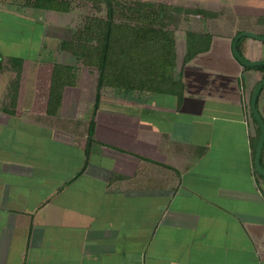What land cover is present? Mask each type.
Masks as SVG:
<instances>
[{"label": "crops", "instance_id": "0c3cea01", "mask_svg": "<svg viewBox=\"0 0 264 264\" xmlns=\"http://www.w3.org/2000/svg\"><path fill=\"white\" fill-rule=\"evenodd\" d=\"M159 1L186 19L204 4L201 29L172 31L177 53L189 33L209 47L188 78L107 79L95 113L98 76L0 50V264H264V68L232 51L264 36V0Z\"/></svg>", "mask_w": 264, "mask_h": 264}, {"label": "rangeland", "instance_id": "374dc122", "mask_svg": "<svg viewBox=\"0 0 264 264\" xmlns=\"http://www.w3.org/2000/svg\"><path fill=\"white\" fill-rule=\"evenodd\" d=\"M49 1L12 0L7 3L10 10L0 12V50L3 54L20 55L24 59H42L47 63L44 73L48 72L50 77L53 70L55 74H60L63 71L64 78H80L81 74L82 77L84 75V78H96L99 76L101 48L106 30L105 23L108 20L105 1L55 0L61 2L63 6H67L68 12L50 10ZM114 2L115 19L111 38L114 50L110 55L107 73L110 68L115 72L120 68L117 61L121 59L123 46L127 48L137 42L138 32L141 29H143L142 37L150 44V49L147 48L149 50L146 59L148 76H155V74L158 78L169 76L164 73L168 68L164 67L163 70V66L167 62L173 61L174 51L175 65L178 64L180 69L184 66L183 59L186 51L183 49L182 43L179 54L171 46V51L164 55L159 53L160 50H155V48L160 49L161 45L155 47L154 43H158L160 40H158L159 31L163 32L169 29L172 32L174 29L175 32L182 33L180 36L183 38L186 37L188 31L201 29L204 21L206 22L204 4L196 2L195 11L191 14L192 18L186 19L188 14H184L180 8L175 6L172 8L171 5H165L159 0H114ZM163 6H168L170 13L172 11L171 14H167L170 18H160ZM15 9L21 12L17 13ZM27 10H32L34 13L27 14L24 12ZM123 28L125 30L130 28L129 32L132 35L129 36L127 33L128 37L125 38ZM11 45H19V48L16 49ZM188 66L185 63L183 70L172 69L171 76L177 74V78H188L192 72L191 65L187 69ZM90 74L93 75L89 76ZM130 76L128 77L130 78Z\"/></svg>", "mask_w": 264, "mask_h": 264}, {"label": "trees", "instance_id": "16d2710c", "mask_svg": "<svg viewBox=\"0 0 264 264\" xmlns=\"http://www.w3.org/2000/svg\"><path fill=\"white\" fill-rule=\"evenodd\" d=\"M104 1L108 9V20L105 23L106 30L104 31V40H103L102 48H101L100 63H99V76H98L99 78L98 93L96 97L94 113L97 111L99 107V102L101 98L100 92L107 79L116 78L115 80L117 81V78H129L128 76H130L131 73L133 74L130 76V78L132 76L135 78H152L151 82L153 81V78H158L156 74L155 76H152V75H149L151 77L148 76V67L146 66V64L148 65V62L146 61V59L148 57L147 51L150 49V46H149L150 44H148L147 41H145L144 38L142 37L143 33L141 31H143V29L139 30L140 32H138L139 37L137 38V42H134L132 45H130L127 48L123 46L121 59H118L117 61V65L120 68L116 69V72L111 68L108 69V73L106 72L107 68H109L108 64L110 60V55L114 50L113 45L111 44V38H112V33H113V21L115 19V2L114 0H104ZM49 6H50L49 7L50 10H55V11H60V12H68L69 10L67 6H63L61 2H57L55 0H50ZM169 9L170 8L168 6H163L162 15H161L162 17H160L161 19L170 18V16L167 15L168 13H170L168 11ZM129 31H130V28L127 30L123 28V33L125 35V38L128 37L126 36L127 33L129 36L132 35L130 34L131 32ZM158 35H159L158 40L159 39L160 40L158 43H154V46L155 47L156 45L157 46L161 45V46H160V49L157 50L155 48V50L156 51L160 50L159 53H163L164 55L166 52L171 51L170 50L171 46L174 47V42H175L174 34H173V31L171 32L169 29H167V31H163V32L159 31ZM208 47H209L208 36H205V38H203L202 36H199L197 34L189 33L188 34V48H187L186 56L184 58V63L189 62L197 54L204 52ZM135 57H137V60H135ZM172 57H173L172 58L173 61H169L163 66V70H164V67L168 68L166 71H164V73L169 75V76H164L163 77L164 80L165 78H172L171 76L172 69L175 70L176 68L175 61H174L175 51H174V54H172ZM0 68H2L1 59H0ZM173 74H174V71H173ZM17 78H20V74H18ZM61 78H62V75H61ZM93 129H94V122L91 123L90 132H92ZM89 142H91V139Z\"/></svg>", "mask_w": 264, "mask_h": 264}, {"label": "water", "instance_id": "95a60500", "mask_svg": "<svg viewBox=\"0 0 264 264\" xmlns=\"http://www.w3.org/2000/svg\"><path fill=\"white\" fill-rule=\"evenodd\" d=\"M245 37L264 42V36H261L259 34H256L254 32H250V31L240 32L235 37L233 45H232V51H233L235 58L244 67H247V68L264 67V60L250 61V60L246 59L242 55V53L240 52L238 44H239V41ZM262 88H264V79L261 81V83L254 90V93H253V96L251 99V108H252L254 117L256 118V120L258 121V123L260 124V127H261V135H260V138L257 142L256 152H255V168L259 174L264 175V167L262 166V163H261L262 153L264 150V120H263L262 116L260 115L258 108H257V102H258L259 94H260Z\"/></svg>", "mask_w": 264, "mask_h": 264}]
</instances>
